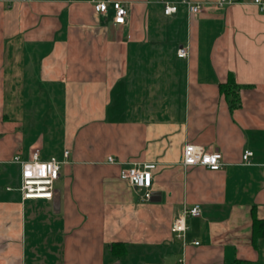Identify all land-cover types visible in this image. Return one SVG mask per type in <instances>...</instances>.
Returning a JSON list of instances; mask_svg holds the SVG:
<instances>
[{"label":"crops","instance_id":"0c3cea01","mask_svg":"<svg viewBox=\"0 0 264 264\" xmlns=\"http://www.w3.org/2000/svg\"><path fill=\"white\" fill-rule=\"evenodd\" d=\"M97 1L106 13L93 0L2 2L0 264H264V11ZM187 143L223 166L185 167ZM34 146L64 162L52 199H22L12 158ZM137 162L156 164L149 200L120 178ZM194 204L183 244L173 223Z\"/></svg>","mask_w":264,"mask_h":264},{"label":"built area","instance_id":"2783aa9c","mask_svg":"<svg viewBox=\"0 0 264 264\" xmlns=\"http://www.w3.org/2000/svg\"><path fill=\"white\" fill-rule=\"evenodd\" d=\"M94 1V9L98 13H106L108 11V2ZM164 6V13L166 15L177 12V5L167 0H157ZM235 0H218L213 3L216 8H221L225 5L233 3ZM260 9L264 11V0H253ZM3 0H0V8ZM188 13L193 16L202 11L208 3L191 2L184 0ZM114 22L116 24H124L127 16V9L121 2L113 3ZM178 56L186 58L190 56L189 47H182L178 50ZM69 150L64 151V157H68ZM253 152L246 150L242 155L243 164H250V157ZM12 162L20 165L21 168V186L20 192L23 200H39L52 199L55 196V183L60 177V170L64 162L56 157H51L47 160L40 158V149L34 146L31 150L28 160H22L20 156L16 155L12 158ZM107 162L116 164L114 157H108ZM222 154L218 151L209 152L203 146L187 143L183 150V165L202 166L211 170H218L223 166ZM156 168L155 163H133L130 166L122 167L120 169V178L127 181L133 187L144 190L143 198L149 200L151 198L150 188L153 182V170ZM202 214L200 204H194L179 215L173 223V231L177 239L181 240L183 244L186 243V234L188 225L186 222L187 216L199 217ZM198 245L199 242L195 241Z\"/></svg>","mask_w":264,"mask_h":264},{"label":"trees","instance_id":"16d2710c","mask_svg":"<svg viewBox=\"0 0 264 264\" xmlns=\"http://www.w3.org/2000/svg\"><path fill=\"white\" fill-rule=\"evenodd\" d=\"M220 89L228 98H230V104L232 107H235L239 104L238 103L239 102V96L235 91L236 86L234 84H232V85L231 84H222L220 86ZM258 223H260V222H258ZM258 223H255V224H258ZM256 237H257V231L255 230L254 239H256Z\"/></svg>","mask_w":264,"mask_h":264}]
</instances>
